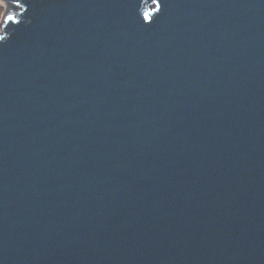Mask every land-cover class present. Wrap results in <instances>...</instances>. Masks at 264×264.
I'll return each mask as SVG.
<instances>
[{"label":"water","instance_id":"95a60500","mask_svg":"<svg viewBox=\"0 0 264 264\" xmlns=\"http://www.w3.org/2000/svg\"><path fill=\"white\" fill-rule=\"evenodd\" d=\"M4 3L0 264H264V0Z\"/></svg>","mask_w":264,"mask_h":264},{"label":"snow or ice","instance_id":"6c2138e0","mask_svg":"<svg viewBox=\"0 0 264 264\" xmlns=\"http://www.w3.org/2000/svg\"><path fill=\"white\" fill-rule=\"evenodd\" d=\"M3 2H4V0H0V3H3ZM147 16H148V14L145 13V18L146 19H147ZM10 22L11 23L16 22L15 21V17H13L12 15H5L3 17L2 22H0V29H2L4 25L10 24ZM4 40H6L5 36L4 35H0V42H3Z\"/></svg>","mask_w":264,"mask_h":264},{"label":"rangeland","instance_id":"374dc122","mask_svg":"<svg viewBox=\"0 0 264 264\" xmlns=\"http://www.w3.org/2000/svg\"><path fill=\"white\" fill-rule=\"evenodd\" d=\"M5 11V3H0V22H2V16L4 14Z\"/></svg>","mask_w":264,"mask_h":264}]
</instances>
